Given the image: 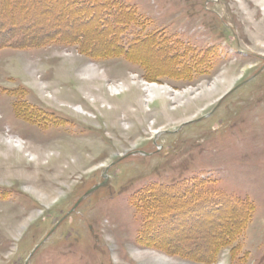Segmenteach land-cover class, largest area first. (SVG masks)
<instances>
[{"label":"rangeland","instance_id":"obj_1","mask_svg":"<svg viewBox=\"0 0 264 264\" xmlns=\"http://www.w3.org/2000/svg\"><path fill=\"white\" fill-rule=\"evenodd\" d=\"M114 1L134 24L86 29L98 58L61 43L0 48V264H264V0ZM10 3L37 35L84 22L54 17L72 0H0L4 20ZM136 38L149 40L130 48ZM154 83L194 93L149 101ZM198 184L195 200L225 197L232 216L194 218L205 205L165 197V218L146 227L142 192Z\"/></svg>","mask_w":264,"mask_h":264},{"label":"trees","instance_id":"obj_2","mask_svg":"<svg viewBox=\"0 0 264 264\" xmlns=\"http://www.w3.org/2000/svg\"><path fill=\"white\" fill-rule=\"evenodd\" d=\"M65 1H69V0H65ZM72 2H73V5L69 6V8L65 12L56 11L54 13V17L56 18V17L66 16L69 18L71 23H73L76 18H81V19H84L83 25L78 29L72 28L70 30L68 29L67 31H64L61 29V22H58L57 20H55L54 22H51L48 24V29H47L48 33H45L42 35L35 34V30H37L40 26H38V23L36 22L31 23L32 20L35 19L31 15V13L15 18L17 16H14V17L12 16L15 12L14 4L10 3L8 5L7 10H5V14H6V17H8V19L7 20L2 19L3 15L0 13L1 15L0 16L1 17L0 18V48L6 47V46L13 47L14 46L12 45L13 41H17V44H15L16 47L20 45L31 47V46H43V45H48L52 43H61L67 46H78L79 52H81L83 55L96 58L95 56L99 54H97L95 50L93 51L92 42H94L97 36L95 34H92V36L87 35L86 29H88L87 31H89V28H90V31H91V28L98 27L100 28V30H102L101 31L102 33L110 34L111 32L112 35L116 36L115 35L116 32L122 33L125 30V28L134 24L132 21H130V19L129 20H125V19L120 20L122 18L118 19L117 14L118 15L124 14L125 9H128V7L119 5L114 0H72ZM50 5L52 6V3H50ZM19 10L23 11L24 9L21 8ZM130 12L131 10H126V14H128L129 17H130L129 15ZM102 14H105V16L99 17V15L101 16ZM134 15L132 16L133 19H134ZM115 18L118 19V21ZM136 19L138 18L136 17ZM104 21H107L108 23H111V24L115 23L117 26H120L122 29L118 30V27L110 28V30L109 28H105V27L101 28L102 27L101 24H104ZM89 40L91 41V43ZM148 40L149 38H146L144 40H142L141 38L139 39L136 38V41L132 42V44L130 45V48H136L138 45L146 43V41ZM155 42L156 43H154V45H160L159 49H161L162 54L168 53L169 50L165 49L166 46H162V43L160 41H155ZM164 44L165 43H163V45ZM108 48L110 49L104 50L102 55L105 56L108 54H118V53L123 52L121 45L119 47L118 44L115 46H112V48L111 47H108ZM125 52H129V51H125ZM168 56L171 62L178 60V58L169 55V53H168ZM98 57L100 56H97V58ZM161 76L162 75H159V76L157 75V78H160ZM198 185L199 186L195 185L193 187L194 188V190H192L193 193L192 191H189V190L183 191L181 188V185H175V186H170V187H153V188H150L142 192L140 194L139 203L142 206V211H144L145 214L149 213L147 219L151 220L150 223L149 222L147 223L146 227L152 228L151 226L153 223L152 218L154 216L158 217L159 215V218L160 217L165 218L163 217V215H160V212L158 213V211L156 210V206H155V203L163 201L164 199H166L165 197H168L170 199H173V198L187 199L186 202H183L185 200H182V204H185L184 207L187 206L188 208L191 207L192 204L193 205L195 204L205 205V210L202 215L197 216V213L195 212L190 213L191 216L192 215L194 216V218L202 217V220H206L207 218H211L212 216H215L214 218L217 219V218L222 217V215H224L226 212L229 213L230 215V212H228L230 211V209L228 207L231 204L225 197L218 199V198H213L214 196L212 195H209V196L207 195L209 199L204 200V202H202L203 199L200 200L201 199L200 197H198V199L195 200V198H193V195L194 196L197 195L198 188L202 187V184H198ZM189 195H190V198H189ZM211 199H214V200H211ZM216 199H218L219 201H216ZM175 201L178 202L175 204H179V205L181 204L180 200H175ZM240 207L242 209V212H244L245 208H243V206H240ZM175 208H178V206H176ZM217 214L218 216H216ZM230 216H232V213ZM182 218H183V214L182 216L172 217V219H174L177 222H179V220ZM165 220L166 221L163 223V225L165 223H168V219L166 218ZM202 220H201V223H202ZM198 221L199 220H197V223ZM211 221L212 219L209 220V223ZM219 225L217 227H219ZM162 230L163 229H161L160 233L164 234L166 230H163V231ZM213 253L214 251L212 250L211 257L213 256ZM191 256L194 257V259L197 258L196 255H191Z\"/></svg>","mask_w":264,"mask_h":264},{"label":"bare ground","instance_id":"obj_3","mask_svg":"<svg viewBox=\"0 0 264 264\" xmlns=\"http://www.w3.org/2000/svg\"><path fill=\"white\" fill-rule=\"evenodd\" d=\"M111 46V45H110ZM105 50V49H104ZM97 53V52H96ZM100 54V52H99ZM87 72H85L88 76H96L98 75V71L96 69V67L94 65H90L89 68H87ZM98 77V76H97ZM41 87L42 86H46L44 82H41ZM144 90H145V93L147 94V99L150 101V100H153L157 97H169V98H172L173 100H177L181 95H183L184 93H187V92H193L192 90L191 91H186V92H182V93H179V92H174L172 93L173 91L169 88V87H165V86H160L158 84H151L150 86H146L144 84ZM127 88V85L122 83L120 84L119 86H110L109 89L111 91L112 94H115V93H118L120 92L121 90L123 91L124 89ZM215 88V87H213ZM212 88V89H213ZM211 89V88H210ZM210 89H207L206 92H210ZM213 91V90H212ZM194 93V92H193ZM75 110L79 111V112H85V110H83L81 107H74ZM157 133V132H155ZM1 136V134H0ZM9 142L11 143V145L19 150H24L25 149V143L23 142V140L18 137L16 139H12L10 138ZM32 159H36L37 156L34 155V154H30L29 155ZM218 221V220H217ZM221 223V221H220ZM158 260L160 261H163L165 260V258H157Z\"/></svg>","mask_w":264,"mask_h":264}]
</instances>
